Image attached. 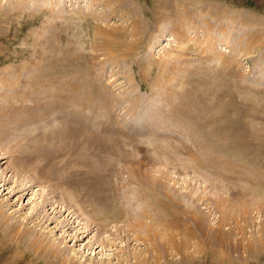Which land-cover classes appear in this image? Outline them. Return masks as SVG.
<instances>
[{"label":"rangeland","instance_id":"rangeland-1","mask_svg":"<svg viewBox=\"0 0 264 264\" xmlns=\"http://www.w3.org/2000/svg\"><path fill=\"white\" fill-rule=\"evenodd\" d=\"M55 87L59 101L48 103ZM37 98L47 111L35 119L43 115L48 128L31 142L53 149L62 142L55 155L63 160L86 147L73 144L69 127L93 123L77 132L95 137L78 177L91 184L102 170V196L120 214L121 198L133 195L123 186L136 181L132 200L142 207L133 214L154 218L146 227L159 232L137 239L113 232L120 222L97 208L104 201L90 199L88 187L73 207L65 186L49 193L37 180L20 191L6 153L0 264H264V0H0V149L11 118L31 116ZM21 104L29 110L18 112ZM53 108L57 118L47 114ZM47 194L65 207L55 213L45 204V221L33 213ZM105 235L113 246L102 250L95 240Z\"/></svg>","mask_w":264,"mask_h":264},{"label":"bare ground","instance_id":"bare-ground-1","mask_svg":"<svg viewBox=\"0 0 264 264\" xmlns=\"http://www.w3.org/2000/svg\"><path fill=\"white\" fill-rule=\"evenodd\" d=\"M50 5H52L53 7L55 6L54 4H52V3H50ZM217 45V44H216ZM223 49V48H222ZM225 50V49H224ZM226 51V50H225ZM228 52V51H227ZM216 61H218V59H215ZM64 82H66V81H64ZM67 85H68V83H66ZM65 84V85H66ZM60 85V84H59ZM63 85H64V83H63ZM41 86V85H40ZM62 88V87H61ZM64 88V87H63ZM58 89V88H57ZM57 89H56V87L52 90V92H53V97L52 96H49L48 97V100L49 101H47L48 103H52L53 101L52 100H57V95H59V93L57 94ZM65 93V92H64ZM61 95V94H60ZM64 95V94H63ZM41 97V96H40ZM45 100V99H44ZM62 100V99H61ZM37 102H35L34 103V105H30V106H32L31 108H30V106H26V105H23V104H21V105H19L17 108V110H18V112H22V111H25V110H29V108H30V112H31V116L30 115H26L25 116V118H23V119H21V120H19L20 118H18V116L16 115V113L14 114V117L13 118H11V120H12V126H11V132L10 133H8V135H5V137L6 138H8V146L6 145V147H2V149H0V150H3L4 152H3V154L2 153H0V156L1 155H4V154H8L6 157H8V159H9V161L7 162V164H9V166H8V168H9V172H11V175H12V173H13V175H12V177H14V176H16L17 178H16V181H14V184H16L15 185V188H17V187H20V191H25V192H27L28 193V191H29V189H30V187H33V185H35V183H37V180H38V182H41L42 184L43 183H45L44 185H46L47 187H49L50 189L49 190H47L46 192H49V193H57L56 191H54L52 188H60L61 187V189H63L62 188V186H65V187H67L68 188V195H65V196H67V197H69L70 198V200L71 201H73V202H68V204L67 205H70V206H72L73 207V205H75V206H80V202H78V201H76L75 203H74V198H76V197H78L79 195H83V193H81L80 191H81V188L82 187H88L89 188V190H87V196L91 199V198H97L99 201H104V203H98L97 204V208L98 209H102V210H105V211H108V212H112L113 214H114V217H112V221L113 222H120V224L118 223V224H115V225H117V227L115 226V225H112L111 227H115V229H113V232L114 231H119V233L121 232V231H124V232H131V236L134 238V239H137V238H139L140 236H142L143 234H145V233H147V231H149V233L150 232H153L154 233V235L155 236H157L158 235V232L159 231H157L156 230V228H154L153 230L151 229V228H148V227H146V226H148V224L150 223V224H152L153 223V225H156L155 224V221L154 222H151V221H153V219L154 218H151V220L149 219L150 217L149 216H146L148 219V221L146 220H140V214H138L137 212V210H140L141 209V207H142V205H141V203H140V205H141V207L139 206L138 207V205L136 204V205H134V201L132 200V198L135 196V192L133 191V190H138V189H135L136 187H138L139 186V184H137V182L136 181H133V180H131L132 181V183L130 182L128 185H121V186H123V187H128L127 189L131 192H133L132 194L133 195H126V194H124L125 196H123V198H121V200L123 201V205L125 204V206H126V209H124V210H128V212H127V215L124 213V211H123V209L121 208V212H122V214H120L119 212H113L111 209V204H110V202H109V204H110V206H109V204H108V201H110L111 200V203L112 202H114V201H112L113 199H110L109 198V200H106L105 201V199H107V198H104L103 196H102V188H101V186H103L104 185V179H103V171L102 170H100L99 169V172H98V175H97V180L94 182V183H91V184H89V182L88 181H81L82 180V178H81V176L80 177H78V174H77V170H79L83 165H82V163H83V158H85V157H82V156H84V155H86L87 153H90V152H92V147H90V146H88V149H87V151L86 150H83L84 148L86 149V147H87V144H89V143H93V142H91L92 140H94V138H93V136L92 135H88V134H86V136H84V134H83V136H82V139L83 140H81L80 139V137H79V132L80 133H84V131H82V129L84 128L85 129V131H87V132H89L87 129H88V127L90 126V125H92V124H90L89 126H87V128H86V126L85 127H83L81 130L80 129H78L76 126V129L75 128H73L72 130H71V127H69V130H67L68 131V134L72 137V141H73V144H76V142H83V143H86V147H82V148H80V152L76 155V152H78L77 150H74V148H73V151H72V153L67 157V158H65V159H61L60 157L59 158H57L56 157V149H58V148H62V142H60V145L58 146V147H56V148H51V147H46L48 144H45V145H39V142H37V140L35 141V142H31V141H33V140H35V139H38V137H36V136H39V134H40V127H45V125H46V127H47V124L48 123H44V122H42V116H41V119H35L36 118V115H37V113L38 114H42V113H45V111H47V108H46V103L44 102V104H43V99H41V98H37V100H36ZM58 101L59 100H57L56 102L58 103ZM57 103H55V105L57 104ZM54 104V103H53ZM52 104V105H53ZM4 105V104H3ZM7 105H8V103H7ZM6 105V106H7ZM49 105V104H48ZM52 105H50V106H52ZM59 105V104H58ZM5 106V105H4ZM3 106V107H4ZM60 106V105H59ZM69 106V105H68ZM9 109H10V111H11V107H10V105H9V107H8ZM58 108V107H57ZM65 108V107H64ZM1 109V108H0ZM7 109V108H6ZM5 109V110H6ZM49 109V108H48ZM58 109H60V108H58ZM67 109V108H66ZM61 110H62V108H61ZM68 110V109H67ZM70 110V109H69ZM68 110V111H69ZM8 111V110H7ZM54 111H55V108H53V109H51V110H49L48 112H50V113H47V114H54ZM56 111H58V110H56ZM64 111H66V110H64ZM64 111H61L62 113L64 112ZM61 112H59V114L61 113ZM67 112V111H66ZM27 113H28V111H27ZM27 113H25V114H27ZM56 113V112H55ZM61 113V114H62ZM75 113V112H74ZM81 113H83V112H80V114ZM6 114H8V113H6ZM60 114V115H61ZM66 114H69V112H67ZM79 114V113H78ZM85 114V113H84ZM49 115V116H50ZM56 115H58V113L56 114ZM59 115V116H60ZM64 115V114H63ZM4 116H6L7 117V119H8V116L7 115H4ZM12 116H13V114H12ZM30 116V117H29ZM45 116L46 115H44V118H45ZM54 116V115H53ZM62 116V115H61ZM70 116V115H69ZM74 116V115H73ZM72 116V117H73ZM84 117H85V115H83ZM11 117V116H10ZM54 117H56V116H54ZM66 117V120H65V122L67 121V115L65 116ZM64 116L62 117L63 119L65 118ZM76 117V116H75ZM75 117H73L74 119H75ZM79 117H82L81 115L79 116ZM93 117V116H92ZM43 118V120H45ZM57 118V117H56ZM62 118H60L61 120H62ZM70 118V117H69ZM69 118H68V120H69ZM34 119H35V121H34ZM46 119H47V117H46ZM53 119V118H52ZM71 119V118H70ZM86 119V118H85ZM84 119V120H85ZM94 119V118H93ZM48 120V119H47ZM50 120V119H49ZM59 119H57V121H58ZM72 120V119H71ZM78 120V122H79V120H80V118H78L77 119ZM77 120H75V121H77ZM82 120V119H81ZM83 120V121H84ZM29 121H30V123L31 122H33V125L31 124L30 125V123H29ZM64 121V120H63ZM87 121V120H86ZM92 121V120H91ZM7 122V121H6ZM52 122V121H51ZM53 122H55V120L53 119ZM52 122V123H53ZM85 122V121H84ZM17 123H19L17 126H16V124ZM59 123H60V121H59ZM62 123V122H61ZM88 123V122H87ZM91 123V122H90ZM10 124V123H9ZM42 124H45L44 126H42ZM55 124H56V122H55ZM55 124L53 123V125L52 126H54L53 128H55ZM58 124V123H57ZM68 124V123H67ZM86 124V123H85ZM95 124V123H94ZM11 125V124H10ZM64 125V124H63ZM69 125V124H68ZM71 125V124H70ZM87 125V124H86ZM2 126V125H1ZM51 126V127H52ZM65 126V125H64ZM83 126H84V124H83ZM93 126H95V125H93ZM14 127H16L17 129L15 130L14 129ZM51 127H49V128H51ZM56 127H59L58 125L56 126ZM72 127H73V125H72ZM81 127H82V125H81ZM48 128V127H47ZM92 129H93V127H91ZM3 129V128H2ZM57 128H55V130H56ZM91 129V130H92ZM2 132V131H1ZM30 132H32V133H34V136H32V137H30L29 136V133ZM38 132V133H37ZM50 132H51V130H50ZM78 132V133H77ZM64 133V132H63ZM38 134V135H37ZM31 135H33V134H31ZM88 135V136H87ZM4 137V138H5ZM42 137V136H41ZM19 139H22L23 141H25V140H27V139H29L30 140V142H23L22 143V141L21 142H19ZM2 136H1V134H0V147H1V144H3L2 143ZM7 140V139H6ZM6 140H4V141H6ZM18 141V142H17ZM34 144H36L35 146H34ZM11 145V146H10ZM77 145V144H76ZM79 145V144H78ZM80 145H81V143H80ZM3 146H5V145H3ZM34 147V148H32V147ZM30 147L32 148V149H30ZM79 147V146H78ZM77 148V147H76ZM5 150H6V152H5ZM26 150V151H25ZM101 150V149H100ZM53 151V152H52ZM96 151H97V149H96ZM20 152H22L23 153V155H21V156H15V155H17V154H19ZM26 152V153H25ZM101 152H103V151H101ZM17 153V154H16ZM24 153L26 154V155H24ZM100 153V152H99ZM99 153H96V154H99ZM103 154V153H102ZM14 155V156H13ZM98 157H99V155H97ZM102 157H103V155H102ZM102 157H99V159L101 160V162H102V164H103V166H104V164H106V162H105V160L102 158ZM104 157H106V156H104ZM3 158V156L2 157H0V160ZM21 160H23V162H21ZM30 161V164H28V162ZM107 161V160H106ZM13 164H16L15 165V167L13 166ZM84 167V166H83ZM19 168V169H18ZM110 168V167H109ZM42 170H45L46 172L45 173H43V171ZM22 171H25V172H30L31 174H24V172H22ZM105 171V170H104ZM20 172V173H19ZM107 173V172H106ZM109 174V173H108ZM10 175V176H11ZM47 176V177H46ZM53 176V177H52ZM5 177L6 176H4V175H0V178H3V185H5V184H7V183H9L10 182V179H5ZM46 178H49L48 180L46 179ZM54 178V179H53ZM111 178V177H110ZM103 179V180H102ZM112 179H114V178H112ZM107 180H108V178H107ZM106 182V181H105ZM114 183V182H113ZM112 183V184H113ZM125 183V182H124ZM153 184V183H152ZM151 184V185H152ZM2 185V184H1ZM8 185V184H7ZM106 185V184H105ZM114 185V184H113ZM138 185V186H137ZM108 186V185H107ZM106 186V187H107ZM111 186V185H110ZM115 186V185H114ZM116 186H118L117 184H116ZM64 187V188H65ZM140 188H141V186H139ZM143 187V186H142ZM166 187V186H165ZM55 188V189H56ZM104 188V187H103ZM14 189V188H13ZM19 189V188H18ZM106 189V188H105ZM116 189H117V187H116ZM120 189H123V188H120ZM57 190V189H56ZM108 190V189H107ZM106 190V191H107ZM114 190H115V188H114ZM143 190V189H142ZM141 190V191H142ZM154 190V189H153ZM44 191V190H43ZM66 192L64 189L63 190H61V192ZM112 191V190H111ZM123 191V190H122ZM155 191V190H154ZM157 191V190H156ZM58 193H60V191L58 192ZM66 193V194H67ZM106 193H108V191L106 192ZM124 193H125V191H124ZM140 193V192H139ZM41 194V193H40ZM61 194V193H60ZM63 194V193H62ZM113 194V193H112ZM111 193H110V195H112ZM115 194V193H114ZM118 194V193H117ZM143 194V193H142ZM103 195H104V192H103ZM120 195V194H119ZM138 195V194H137ZM140 195L141 194H139V196H138V198L140 197ZM106 196V195H105ZM107 196H109V195H107ZM113 196V195H112ZM116 196V195H115ZM114 196V197H115ZM118 196V195H117ZM116 196V197H117ZM52 197H54V198H56L57 199V201H59V200H61L60 199V197H59V199L56 197V195H52V196H48V194H47V196L43 199V201H42V205H40L39 206V208H42V209H35L34 210V215L35 216H41V219L42 220H44L45 219V221H47V220H50L49 219V216L46 214V212L44 211V205L46 204V205H52L53 207H54V209L52 208V212H58V210H63V207H65L64 205H63V200H61V202H59V204L57 205L56 203L57 202H53V201H51V198ZM119 197V196H118ZM121 197H122V195H121ZM143 197V196H142ZM142 197L140 198V199H142ZM148 198L147 199H149V196H147ZM137 198V197H136ZM117 199V198H116ZM140 199H138L139 201H140ZM67 200V199H66ZM80 200H81V203H82V205L83 206H89V204L91 203L90 201H88V198L87 197H84V198H80ZM119 200V199H118ZM142 201V200H141ZM117 202V201H116ZM145 202V201H144ZM73 203V204H72ZM106 203V204H105ZM137 203V202H136ZM146 203V202H145ZM152 203V202H151ZM119 204L121 205V203H118V205H117V209H118V206H119ZM144 204V203H143ZM150 203H149V201H148V205H149ZM153 204V203H152ZM114 205V204H113ZM122 205V206H123ZM151 205V204H150ZM153 206V205H152ZM60 207V209H57V208H59ZM110 207V208H109ZM145 207V206H144ZM143 207V211L145 210V208ZM154 207V206H153ZM115 208H116V206H115ZM57 209V210H56ZM114 209V208H113ZM116 209V210H117ZM119 210V209H118ZM120 211V210H119ZM134 211H137V212H135V214H133V212ZM148 211V210H147ZM151 211V210H150ZM64 212V211H63ZM71 212H73V211H71ZM146 212V211H145ZM85 213L86 214H84L86 217H88V214H87V212L85 211ZM130 213H132V215L134 216L135 215V218H132V216L130 215ZM137 213V214H136ZM141 213V212H140ZM72 213H67V216H66V221H67V223L69 222L70 224H72L73 223V221H71V218L73 217L72 215H71ZM146 214V213H145ZM71 215V216H70ZM150 215V214H149ZM123 216H125L124 218H122ZM141 216H143V215H141ZM153 216V215H152ZM154 216H155V214H154ZM110 217V216H109ZM145 217V218H146ZM111 218V217H110ZM110 218L108 219V220H110ZM86 221V220H85ZM50 222V221H49ZM122 222V223H121ZM168 222L169 221H167V222H163L164 224L163 225H168V227L170 226V224H168ZM44 223V222H43ZM107 223V222H106ZM110 223H112V222H110ZM141 223H143V224H141ZM95 224V223H94ZM77 225V224H76ZM75 225V226H76ZM106 225H108V224H106ZM145 225V226H144ZM162 225V224H161ZM79 226V225H78ZM160 226V225H159ZM133 227H135V228H133ZM144 227H146V228H144ZM82 228V227H81ZM99 228L101 229V230H104V228H105V224L104 223H100V226H99ZM107 228V227H106ZM160 230L161 229H167L166 227L165 228H163L162 226H161V228H159ZM78 232L80 233V234H85V233H87L88 232V228H86L85 226H84V228H82V229H79L78 230ZM83 234V235H84ZM88 234V233H87ZM160 234V233H159ZM164 234H166V233H164ZM102 235V234H101ZM112 235H114V233L112 234ZM117 235V234H116ZM128 235V234H127ZM75 236V235H74ZM100 236V235H99ZM167 236V235H166ZM94 237V236H93ZM109 236H107V235H105L104 237H101V238H96V240H95V242L96 243H99V244H96L95 246H101V249L103 250V249H106L105 247L107 246V247H111V246H113V245H110L109 246V244H108V240H106V238L107 239H109L108 238ZM146 237V236H145ZM75 238H76V236H75ZM110 243V242H109ZM114 243V242H113ZM161 243V242H160ZM166 243V242H165ZM90 244L92 245V247H94L93 245H94V243L93 242H90ZM163 244V243H162ZM52 244L50 243V246H51ZM159 245V244H158ZM165 249V248H164ZM54 250H56V251H54L55 253H56V255H58V252H60L61 254L63 253V252H61L60 251V249L59 248H57V249H54ZM63 251V250H62ZM165 252H166V250H164ZM168 252V251H167ZM169 253V252H168ZM163 254V253H162ZM168 255V254H167ZM59 258L61 257V255L60 256H58ZM155 258V260L157 261V258H158V256H155L154 257ZM101 260V259H100ZM71 261V260H70ZM106 261V260H105ZM137 261H139V263L140 264H144V260H139V259H137ZM153 261V260H152ZM164 261V260H163ZM162 261V262H163ZM101 263H105L104 261H100ZM159 262V261H158ZM165 262V261H164ZM163 262V263H164ZM165 264H167V263H165Z\"/></svg>","mask_w":264,"mask_h":264},{"label":"crops","instance_id":"crops-1","mask_svg":"<svg viewBox=\"0 0 264 264\" xmlns=\"http://www.w3.org/2000/svg\"><path fill=\"white\" fill-rule=\"evenodd\" d=\"M74 14V13H73Z\"/></svg>","mask_w":264,"mask_h":264}]
</instances>
